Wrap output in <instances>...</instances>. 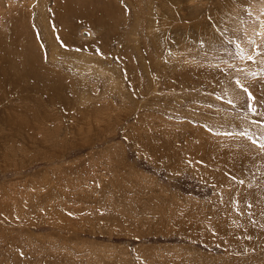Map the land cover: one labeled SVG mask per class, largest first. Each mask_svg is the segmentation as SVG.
<instances>
[{"label": "rangeland", "instance_id": "obj_1", "mask_svg": "<svg viewBox=\"0 0 264 264\" xmlns=\"http://www.w3.org/2000/svg\"><path fill=\"white\" fill-rule=\"evenodd\" d=\"M57 1L0 0V264H264V0Z\"/></svg>", "mask_w": 264, "mask_h": 264}, {"label": "bare ground", "instance_id": "obj_2", "mask_svg": "<svg viewBox=\"0 0 264 264\" xmlns=\"http://www.w3.org/2000/svg\"><path fill=\"white\" fill-rule=\"evenodd\" d=\"M58 1H60V0H58ZM57 1V2H58ZM62 1V0H61ZM61 1H60V3H61ZM65 2V1H64ZM67 2H68V0H67ZM81 2V1H80ZM83 3H84V1H83ZM57 4H59V2L57 3ZM66 4H68V3H66ZM136 4V3H135ZM84 5H85V3H84ZM84 7V6H83ZM181 7V6H180ZM46 7H44L43 9H45ZM57 8V7H56ZM105 8V7H104ZM47 9V8H46ZM187 9V8H186ZM57 10V9H56ZM82 10V9H81ZM105 11H106V9H104ZM228 11V10H227ZM236 11V10H235ZM235 11H233L232 13L233 14H231L233 17H235ZM230 12H231V10H230ZM42 13H43V11H42ZM45 14H46V11L44 12ZM80 13V12H79ZM45 14H43V15H45ZM53 14H55V13H53ZM51 15V14H50ZM219 15V14H218ZM55 16V15H54ZM217 16V15H216ZM215 16V17H216ZM221 16H223V15H221ZM225 16V15H224ZM223 16V17H224ZM187 17L189 18V16L187 15ZM218 17V16H217ZM152 17L150 16V18L149 19H151ZM217 20H219V19H217ZM222 21V20H221ZM193 22V21H192ZM218 22V21H217ZM236 22V21H235ZM148 23V22H147ZM186 24H187V26L189 25V22L188 21H186ZM219 24V23H218ZM192 25V24H191ZM220 25V24H219ZM230 25V24H229ZM233 26V25H232ZM150 27V26H149ZM4 28V27H3ZM217 28V26L215 25L214 26V30H217L216 29ZM15 29V28H14ZM44 29L46 30V31H44L45 33H47L46 34V40H45V42H46V46L49 48V52H48V55H47V62H49V64L48 63H46V64H44V66H41L42 67V69H44V70H49L50 68H52V67H54V65H56L57 63H56V61L58 60V58L60 57V56H62V60H66V57H67V55H71V57H74V58H80L81 60H91V61H94L93 63H101V59H103L104 58V56H95L94 54L93 55H89V53H86V52H84L82 49H80V50H74V51H69V49L67 48V47H65V46H63V45H61L60 44V34L58 33V31L56 30V28L55 27H53L52 25H51V23H45L44 24ZM153 29V28H152ZM16 30H18V29H16ZM214 30H212V31H214ZM219 30H220V28H219ZM43 32V31H42ZM150 32V31H149ZM218 32V31H217ZM217 32H215V33H217ZM15 34V33H14ZM17 34V33H16ZM28 34H29V32H28ZM59 34V35H58ZM91 32H90V35L89 36H91ZM12 35H13V33H12ZM5 36V35H4ZM19 37V36H18ZM30 38V37H29ZM22 39V38H21ZM61 39H62V37H61ZM85 40V39H84ZM41 41H43V40H41ZM89 41V40H88ZM100 41V40H99ZM35 42V41H34ZM90 42V41H89ZM101 42V41H100ZM103 42H104V40H103ZM102 43V42H101ZM132 43H134V45H136L137 47H138V51H137V53L139 52V55L141 54V49H140V45H139V43H138V40H134ZM35 44L37 45V47L39 48V50H41L42 48H41V42H40V45H39V43H36L35 42ZM88 44V43H87ZM26 45V44H25ZM89 45H91V44H89ZM93 45V44H92ZM98 45H100V44H98ZM103 45L104 46H102V47H105L106 45L103 43ZM63 46V47H62ZM96 46H97V44H96ZM44 47V46H43ZM95 47V46H94ZM98 47H100V46H98ZM27 48V47H26ZM105 50V48H102L101 50ZM44 50V49H43ZM69 51V52H68ZM98 51V50H97ZM106 51V50H105ZM104 51V52H105ZM101 53H103V52H100V54ZM26 54V53H25ZM24 54V55H25ZM90 54H92V53H90ZM29 55V54H28ZM122 55V54H121ZM26 56H27V54H26ZM124 57V56H123ZM143 56L141 55V58H142ZM0 59H2V58H0ZM7 59V58H6ZM24 59V61L26 60L25 58H23ZM29 58H27V60H28ZM37 59H39V58H37ZM117 59V58H116ZM31 60V59H30ZM84 60V61H85ZM109 60V59H108ZM32 61V60H31ZM69 61V60H68ZM26 62V61H25ZM24 62V63H25ZM30 62V61H29ZM28 62V63H29ZM81 62V61H80ZM79 62V63H80ZM27 63V62H26ZM32 63V62H31ZM78 63V64H79ZM83 63V62H82ZM34 64V63H33ZM24 65V64H23ZM33 67H34V70L36 71V67H35V64L34 65H32ZM79 66V65H78ZM23 67V66H22ZM60 69H62V66H58ZM127 67V66H126ZM58 68V69H59ZM41 69V70H42ZM14 70H15V68H14ZM19 70V69H18ZM80 70V69H79ZM78 70V71H79ZM147 70H148V67H147ZM101 71V70H100ZM99 71V72H100ZM112 71V72H111ZM42 72H44V71H42ZM13 72H11V71H6L5 70V68H3V69H1L0 70V74H2V75H4V78H5V81L2 83L3 84V86H5V87H7V85L5 84V83H7V82H9L10 81V83L13 85L18 79L16 78V77H14V75L12 74ZM107 73L110 75V74H112L113 73V79H112V82L116 85V87L115 88H117L118 86L120 87V89L121 88H123V89H125V80H124V78H123V76L121 75V73H120V70H118V69H114V68H110V70L108 69V71H107ZM36 74V73H35ZM105 74V73H104ZM45 75V74H44ZM180 75H182V74H180ZM179 75V76H180ZM17 76H19V75H17ZM38 76V75H37ZM47 76V75H46ZM60 77L62 76V77H64V74L63 73H61V75H59ZM20 77V76H19ZM18 77V78H19ZM36 77V76H35ZM40 77V76H39ZM43 77V76H42ZM181 77V76H180ZM8 78V79H7ZM44 80H46L45 78H43ZM130 79V78H129ZM43 81V80H42ZM153 81V80H152ZM18 82V81H17ZM36 82H37V80H36ZM19 84V83H18ZM2 86V87H3ZM258 86V85H257ZM5 87H4V89H5ZM1 88V87H0ZM264 88V87H263ZM7 89V88H6ZM118 89V88H117ZM116 89V90H117ZM222 89V88H221ZM11 90V89H10ZM78 91V90H77ZM123 91V90H122ZM16 92H18V91H16ZM223 92H224V90H223ZM226 92V91H225ZM254 92V91H253ZM227 94H228V92H226ZM255 93V92H254ZM253 93V94H254ZM257 93V92H256ZM91 97V95L89 96V94L88 93H86V92H79L78 93V99H79V105H83V104H85L86 102H87V100H89V98ZM227 97H229V98H233L232 97V95L229 93V95L227 96ZM254 97V96H253ZM258 97V96H257ZM264 99V98H263ZM68 102V101H67ZM264 106V105H263ZM261 213V212H260ZM238 216V215H237ZM255 216V215H254ZM261 216V215H260ZM239 217V216H238ZM231 218V217H230ZM260 218V217H259ZM255 219H257V218H254V220ZM262 220V221H261ZM224 221V220H223ZM228 221V220H227ZM258 221H259V219H258ZM260 223L261 224H264V218L263 217H261L260 218ZM255 224H259L258 222H256V221H253ZM264 228V227H263ZM251 227H249V228H246L245 230L246 231H249V232H251ZM242 231H244V230H242ZM245 231V232H246ZM3 258V257H2ZM6 260V259H5ZM4 260V261H5Z\"/></svg>", "mask_w": 264, "mask_h": 264}, {"label": "snow or ice", "instance_id": "obj_3", "mask_svg": "<svg viewBox=\"0 0 264 264\" xmlns=\"http://www.w3.org/2000/svg\"><path fill=\"white\" fill-rule=\"evenodd\" d=\"M249 59H251V57H249ZM245 91H247L246 89H245ZM249 96L251 97V94L249 93ZM250 108H251V106H250ZM252 111H255V109L253 108V109H251ZM243 134V133H242ZM261 147H264V145H261Z\"/></svg>", "mask_w": 264, "mask_h": 264}]
</instances>
